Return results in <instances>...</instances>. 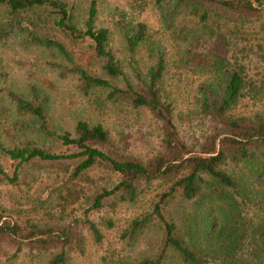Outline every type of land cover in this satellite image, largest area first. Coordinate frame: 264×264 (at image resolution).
Segmentation results:
<instances>
[{
	"label": "trees",
	"instance_id": "obj_1",
	"mask_svg": "<svg viewBox=\"0 0 264 264\" xmlns=\"http://www.w3.org/2000/svg\"><path fill=\"white\" fill-rule=\"evenodd\" d=\"M157 4L167 26L181 15L202 25L181 56L205 73L186 111L163 84L164 54L159 51L146 72L133 58L148 38L145 23L125 32L127 71L109 45L111 30L96 26L95 1L80 21L65 0H0V39L20 35L25 44L54 51L83 94L103 92L106 100L147 110L157 123L156 141L143 151L125 133L113 136L100 123L79 119L72 133L58 130L49 94L35 85L28 94L7 91L17 120L12 128L3 126L10 142H0V154L13 162L7 169L0 161V185L20 188L29 183L25 172L35 170L48 189L29 196L27 204L17 200L23 207L0 200V264L22 257L28 264H73L72 254L85 252L84 229L94 243L102 242L103 229L117 226V207L146 196L145 207L117 226V239L133 246L156 228L155 252L134 260L113 255L103 259L107 264H264V46L255 49L245 39L248 29L264 33V2ZM187 35L182 31L180 40ZM87 40L99 75L75 60L72 48ZM200 46L201 52L195 50ZM254 62L262 66L252 73ZM56 144L63 150L56 151ZM92 171L113 177L111 186L97 184ZM175 202L185 206L178 216L170 209ZM11 211L17 216L3 219Z\"/></svg>",
	"mask_w": 264,
	"mask_h": 264
},
{
	"label": "rangeland",
	"instance_id": "obj_2",
	"mask_svg": "<svg viewBox=\"0 0 264 264\" xmlns=\"http://www.w3.org/2000/svg\"><path fill=\"white\" fill-rule=\"evenodd\" d=\"M65 1L80 21L86 17L91 1H95L96 26L111 30L109 45L117 58L122 60L127 71H130V63H128L130 55L126 49L125 32L137 22L145 23L148 28V38L136 48L133 58L138 62L139 68L146 72L151 65L155 64L156 55L161 51L166 59V72L163 80L165 89L170 97L176 100L179 109L186 111L193 107L191 93L204 79L205 73L196 67L194 61L186 65L181 56L188 42L192 41L193 33L198 30L199 25L202 27L200 23L198 25L193 18L181 15L176 16L173 23L167 26L157 0ZM4 21L5 15L0 12V29ZM241 30L243 32V29ZM182 31L188 34L187 40H180L179 36ZM51 34L59 36L55 30H52ZM241 34L244 35V33ZM245 39L250 41L255 49L258 44L264 46L262 31L248 29ZM89 43L87 40L72 48L74 57L79 64L99 75L101 74L100 64L93 56ZM195 50L201 52L203 47L200 46ZM64 62L54 51L25 44L24 37L20 35L14 37L7 35L0 39V142L9 144L10 139L4 134L3 126L9 125L12 128L10 123L17 120L6 98V92L10 90L28 94L30 86L35 85L49 94L52 123L58 130L72 133L76 121L82 119L90 123L102 124L113 136L125 133L140 150L152 148L157 137V123L147 110H135L121 102L106 100L103 92L83 94L78 88L77 80L64 70ZM261 66L262 64L254 62L250 65V69L252 73L257 72ZM63 71L65 73H62ZM54 148L59 151L64 147H57L56 144ZM0 161L7 169L12 167L13 161L6 160L1 154ZM34 172L35 170L25 172V180L29 183L27 185L22 183L20 188L0 185V200L11 203L13 206L10 208H18L25 205L18 204L17 200L27 204L29 196L35 197V193L45 195L48 189L45 187L46 179ZM91 174L97 184L111 186L113 182V177L102 175L101 172L92 171ZM148 197L142 198L135 205L120 204L113 215L117 226H121L126 217L141 211ZM83 206H85L84 200H82V208ZM170 207L177 216L185 210L183 203L179 202L172 203ZM7 212L10 213V211ZM11 212L13 213L3 219L17 216L14 211ZM117 226L110 230L103 229L105 238L100 243H94L90 234L84 229L85 252L83 254L73 253V264H107L106 261L112 259L113 255L120 254L126 259L134 260L155 252L160 239V232L156 228L146 230L133 246L127 247L117 239ZM27 259L22 257L15 264H28ZM34 264H41V262ZM166 264H179V262L171 259Z\"/></svg>",
	"mask_w": 264,
	"mask_h": 264
}]
</instances>
